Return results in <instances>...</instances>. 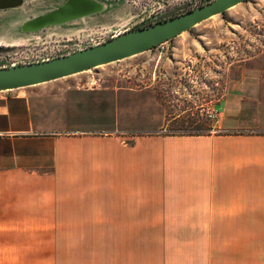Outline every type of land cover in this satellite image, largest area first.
<instances>
[{"label": "crops", "instance_id": "crops-1", "mask_svg": "<svg viewBox=\"0 0 264 264\" xmlns=\"http://www.w3.org/2000/svg\"><path fill=\"white\" fill-rule=\"evenodd\" d=\"M60 79L0 91V189L36 230L121 233L100 260L63 262L264 264V63L249 103L215 105L226 134L121 137L94 79Z\"/></svg>", "mask_w": 264, "mask_h": 264}, {"label": "rangeland", "instance_id": "rangeland-1", "mask_svg": "<svg viewBox=\"0 0 264 264\" xmlns=\"http://www.w3.org/2000/svg\"><path fill=\"white\" fill-rule=\"evenodd\" d=\"M62 1L27 0L19 7L0 10V67L48 59L101 43L111 34L144 23L145 16L159 3L97 0L106 11L35 31L20 30L24 21ZM166 1L168 7L172 6L169 13L178 15L210 0ZM249 62L264 63V0H244L153 48L60 80L80 84L94 79L111 99L110 124L104 131L121 137L226 134L235 130L226 127L230 122L215 105L229 96L249 103ZM115 94L125 96L117 105ZM94 126L89 123L86 127ZM7 201L6 192L0 189V264L100 260L95 258L103 254L105 240L110 239L112 244L121 234L36 230L35 225L25 222L29 215H23L20 208L7 207ZM122 233L124 238L134 237V232L130 236L126 235L129 232ZM161 233L153 232L152 237L163 238ZM197 233L191 232L190 237ZM175 234L186 233L167 232L166 237Z\"/></svg>", "mask_w": 264, "mask_h": 264}, {"label": "water", "instance_id": "water-1", "mask_svg": "<svg viewBox=\"0 0 264 264\" xmlns=\"http://www.w3.org/2000/svg\"><path fill=\"white\" fill-rule=\"evenodd\" d=\"M27 0H0V10L13 9ZM244 0H210L198 7L145 27L130 29L94 45L35 62L0 67V91L22 88L94 68L142 51L187 31L195 24ZM97 0H64L47 12L20 25L23 32L63 24L98 13Z\"/></svg>", "mask_w": 264, "mask_h": 264}, {"label": "flooded vegetation", "instance_id": "flooded-vegetation-1", "mask_svg": "<svg viewBox=\"0 0 264 264\" xmlns=\"http://www.w3.org/2000/svg\"><path fill=\"white\" fill-rule=\"evenodd\" d=\"M63 2V1H62ZM60 4V3H59ZM155 5L156 8L154 10H152L148 15L145 16V19L144 20L145 22L144 23H141V24H138L134 27H132L131 29H136V28H141V27H145V26H148L150 24H153V23H156V22H159V21H162V20H165V19H168L172 16H175L173 14H170L169 11L171 10L172 6L171 7H168L167 5V1L165 0H159V3H156ZM200 6V5H199ZM198 7V6H197ZM193 9V8H192ZM106 11L105 8H102L101 11H99L98 13H101V12H104ZM188 11V10H187ZM183 13V11H181ZM96 14V13H95ZM90 16V15H89ZM84 17H87V16H84ZM83 18V17H81ZM82 20V19H81ZM142 21V20H141ZM130 30V29H129ZM127 31V29L125 30ZM118 33H115V34H111L109 36V38H111L112 36H115L117 35ZM177 36V35H176ZM175 37V36H174ZM173 38V37H172ZM171 39V38H170ZM168 40V39H167ZM166 41V40H165ZM164 42V41H162ZM160 42V43H162ZM158 43V44H160ZM156 44V45H158ZM154 45V46H156ZM154 46H152L151 48H153ZM150 49V48H149Z\"/></svg>", "mask_w": 264, "mask_h": 264}, {"label": "trees", "instance_id": "trees-1", "mask_svg": "<svg viewBox=\"0 0 264 264\" xmlns=\"http://www.w3.org/2000/svg\"><path fill=\"white\" fill-rule=\"evenodd\" d=\"M192 135V134H191Z\"/></svg>", "mask_w": 264, "mask_h": 264}]
</instances>
